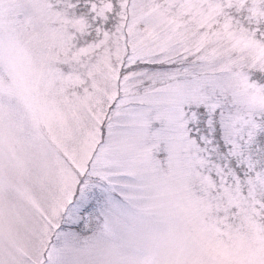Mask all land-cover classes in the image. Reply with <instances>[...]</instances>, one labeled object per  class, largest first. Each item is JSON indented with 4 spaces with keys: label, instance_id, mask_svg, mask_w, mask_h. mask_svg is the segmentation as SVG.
<instances>
[{
    "label": "snow or ice",
    "instance_id": "snow-or-ice-1",
    "mask_svg": "<svg viewBox=\"0 0 264 264\" xmlns=\"http://www.w3.org/2000/svg\"><path fill=\"white\" fill-rule=\"evenodd\" d=\"M0 264H264V0H0Z\"/></svg>",
    "mask_w": 264,
    "mask_h": 264
}]
</instances>
